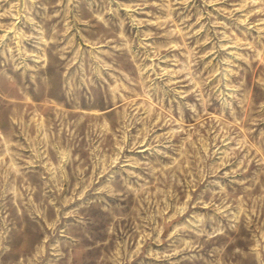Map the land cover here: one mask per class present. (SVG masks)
<instances>
[{
	"label": "rangeland",
	"instance_id": "rangeland-1",
	"mask_svg": "<svg viewBox=\"0 0 264 264\" xmlns=\"http://www.w3.org/2000/svg\"><path fill=\"white\" fill-rule=\"evenodd\" d=\"M0 264H264V0H0Z\"/></svg>",
	"mask_w": 264,
	"mask_h": 264
}]
</instances>
